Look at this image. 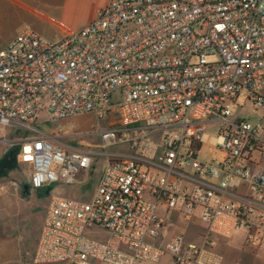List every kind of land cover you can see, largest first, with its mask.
<instances>
[{"label":"built area","instance_id":"obj_1","mask_svg":"<svg viewBox=\"0 0 264 264\" xmlns=\"http://www.w3.org/2000/svg\"><path fill=\"white\" fill-rule=\"evenodd\" d=\"M40 114L49 123L114 116L97 135L101 148L120 150L94 153L65 142L71 133L47 135L33 125ZM22 128L27 137L1 141L27 163L29 188L82 185L93 155L106 158L86 200L49 198L35 264L164 255L223 264L212 237L237 230L247 248H264V0H107L59 40L23 30L0 48V135ZM208 142L215 154L200 160ZM196 209L205 224L197 242L168 234L171 213L190 222Z\"/></svg>","mask_w":264,"mask_h":264},{"label":"rangeland","instance_id":"obj_2","mask_svg":"<svg viewBox=\"0 0 264 264\" xmlns=\"http://www.w3.org/2000/svg\"><path fill=\"white\" fill-rule=\"evenodd\" d=\"M7 2L8 4H5ZM10 7L7 0H0V48L9 42L16 34L25 29L33 30L27 20H17L14 14L6 13L1 16V8ZM3 17V18H2ZM86 15H76V25L85 20ZM43 22L49 26L48 30H42L38 34L49 40L61 39L62 31L69 27L71 20H63L54 16L45 17ZM57 31L51 28L55 26ZM208 60H214V57H208ZM115 93L113 94V96ZM113 103H117V96L112 97ZM115 121L112 116L108 119H97L93 115H84L80 117L68 118L54 123L44 122L43 114H40L33 124L39 131L50 135H61L63 133H71L72 138H66L65 142L76 147L86 148L94 153H106L120 150V147L101 148L97 135L99 130L105 129ZM7 129L6 135H0V264H35L33 262V254L40 228L45 216V211L52 195L69 197L73 199L86 200L93 191L97 175L102 166L106 163V158L102 155H93L94 165L91 173L82 185H65L54 184L44 186L42 189H32L28 187L25 192L23 185H27L29 169L26 162L17 159V147H11L10 143L3 144L2 138H25L29 133L25 129L18 132L10 133ZM218 125L214 124L204 129L209 140L216 136ZM8 149V150H7ZM215 152L212 150L209 142L204 144L200 151V160H207L213 156ZM69 188V189H68ZM197 211L195 210V218L190 222L177 218L176 214L171 213L167 223L168 234L183 229V236L187 241L197 242L196 232L201 231L205 224L199 223L197 220ZM91 237L105 241L108 234L101 230L86 231ZM243 230H237L230 239H221L212 237L215 240V249L223 256L224 264H264V248L255 249L253 256L249 259L241 257L238 260L236 246L241 241ZM237 238V239H235ZM223 242L224 244H222ZM171 258L167 255L162 256L157 262L143 264H171Z\"/></svg>","mask_w":264,"mask_h":264},{"label":"crops","instance_id":"obj_3","mask_svg":"<svg viewBox=\"0 0 264 264\" xmlns=\"http://www.w3.org/2000/svg\"><path fill=\"white\" fill-rule=\"evenodd\" d=\"M7 1H9L10 7L7 8V11H5L4 7L1 8V16L4 17L6 13H9V15L14 14L17 20L24 19L29 21L30 23H28V26H30L31 29H33L30 31H33L37 34L42 30H48L47 27L49 26H47L43 22L45 17L54 16L55 18L60 17L63 20H71L69 27H67V29L62 31V33L60 34L61 37L69 34L72 31L77 30L81 26L93 20L96 17L98 10L102 8L107 2V0H7ZM5 4L8 3L5 2ZM77 14H84L86 15V18L81 23L76 25ZM51 29L53 31H57L56 25L52 26ZM25 30H29V29H25ZM197 233L198 231L196 232V234ZM221 243L224 244L223 242ZM235 250L237 252L238 260H240L241 257L245 259H249L253 256L255 252V249H249L243 244L242 238L239 244L236 246ZM143 263H149V262H143ZM43 264H62V263H43Z\"/></svg>","mask_w":264,"mask_h":264},{"label":"water","instance_id":"obj_4","mask_svg":"<svg viewBox=\"0 0 264 264\" xmlns=\"http://www.w3.org/2000/svg\"><path fill=\"white\" fill-rule=\"evenodd\" d=\"M23 189H24L25 192H27L28 191V185H26V184L23 185Z\"/></svg>","mask_w":264,"mask_h":264},{"label":"flooded vegetation","instance_id":"obj_5","mask_svg":"<svg viewBox=\"0 0 264 264\" xmlns=\"http://www.w3.org/2000/svg\"><path fill=\"white\" fill-rule=\"evenodd\" d=\"M3 164H5V163H4V162H3V163H1V164H0V167H3V166H4Z\"/></svg>","mask_w":264,"mask_h":264},{"label":"trees","instance_id":"obj_6","mask_svg":"<svg viewBox=\"0 0 264 264\" xmlns=\"http://www.w3.org/2000/svg\"><path fill=\"white\" fill-rule=\"evenodd\" d=\"M16 152H17V148H16Z\"/></svg>","mask_w":264,"mask_h":264}]
</instances>
